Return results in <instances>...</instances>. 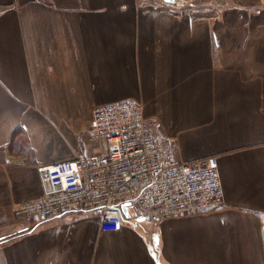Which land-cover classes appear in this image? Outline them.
Listing matches in <instances>:
<instances>
[{
	"label": "crops",
	"instance_id": "crops-1",
	"mask_svg": "<svg viewBox=\"0 0 264 264\" xmlns=\"http://www.w3.org/2000/svg\"><path fill=\"white\" fill-rule=\"evenodd\" d=\"M0 0V215L37 167L100 151L96 104L130 98L183 160L215 155L216 209L116 230L72 211L0 224V264H264V0Z\"/></svg>",
	"mask_w": 264,
	"mask_h": 264
},
{
	"label": "built area",
	"instance_id": "built-area-1",
	"mask_svg": "<svg viewBox=\"0 0 264 264\" xmlns=\"http://www.w3.org/2000/svg\"><path fill=\"white\" fill-rule=\"evenodd\" d=\"M158 126L136 100L96 104L87 137L101 150L38 166L42 193L14 207L11 217L0 215V224L12 219L30 229L87 211L98 214L102 230H116L128 210L159 220L221 207L217 157L181 159L175 141L160 136Z\"/></svg>",
	"mask_w": 264,
	"mask_h": 264
},
{
	"label": "water",
	"instance_id": "water-1",
	"mask_svg": "<svg viewBox=\"0 0 264 264\" xmlns=\"http://www.w3.org/2000/svg\"><path fill=\"white\" fill-rule=\"evenodd\" d=\"M165 1L172 2L173 0H165ZM122 211L125 212L126 211V208L125 207H122Z\"/></svg>",
	"mask_w": 264,
	"mask_h": 264
}]
</instances>
